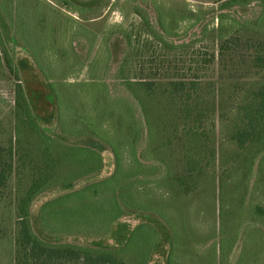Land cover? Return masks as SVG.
Masks as SVG:
<instances>
[{"label":"trees","instance_id":"16d2710c","mask_svg":"<svg viewBox=\"0 0 264 264\" xmlns=\"http://www.w3.org/2000/svg\"><path fill=\"white\" fill-rule=\"evenodd\" d=\"M71 1L86 9L102 2ZM214 3L216 7L209 10L208 21L203 11L200 15L194 13L183 17L186 20L195 17L189 28L197 31L190 41H175L174 24L178 21L172 11L165 12L160 0H128V8L139 18L134 24L135 33L128 28V33L118 37L109 51L112 59L120 64L119 84L128 90L133 101L128 102L133 131L139 136V121L134 114L136 105L147 128V138L152 139L158 131L153 129L154 124L161 123L164 140L160 147L164 149L176 144L179 148L180 157L170 163L178 171L168 168L164 176L177 198L197 193L213 181L211 178L215 174L211 176L210 171L218 151L225 154L227 164L231 163L225 170L229 173L237 170V163L243 158L242 165L251 164L254 157L264 153V0H215ZM29 18L28 9L22 10L13 0H0V59L17 75L13 63L15 50L10 53V48L13 43H20L42 73L44 85L54 101L52 115L42 118L35 113L24 88L17 86L18 123L7 157H38V161L33 162L34 176L18 197L17 263L129 264L126 260L128 252L135 250L139 256L138 264H149L152 255L168 244L167 264H176L178 229L166 215L160 214L156 218L147 214L143 205L128 204L127 190L120 189L118 194L115 191L109 206H61L64 202L82 198L89 191L96 196L102 193L103 182L74 189L85 176L100 173L103 168L101 153L106 150V145L97 139L94 121L78 115L72 98L62 91L42 64L38 49L25 40L23 31H30ZM214 21H218V25L211 27L210 23ZM227 22L234 23L236 28L232 30L234 25L228 27ZM229 31H232L231 35H228ZM186 54L191 56V76L178 68L185 62ZM236 54L240 55L243 65V74L239 78L209 77L217 64L226 67L230 63L228 58ZM154 63L156 67L152 68ZM127 68L128 77L124 75ZM91 85H98L107 92V104L116 100L110 97L116 83L112 88L105 82ZM95 101L98 105L101 103L99 99ZM100 107L96 110L108 113L107 107ZM51 125L54 126L53 133L48 135L44 126ZM25 130L30 131L32 139L26 142L28 147L23 148ZM11 162L12 158L3 167L5 171H11ZM21 166L24 167L20 164L19 171ZM0 179L6 182L7 176L0 175ZM56 188L70 192L42 205L33 223L43 228L34 229L33 201ZM128 216L142 220L125 236L128 225L120 221ZM121 231L122 236H118L121 243L107 245L103 242L105 237ZM72 235H82L86 241L93 238V245H82L76 237L73 242L63 241L64 236Z\"/></svg>","mask_w":264,"mask_h":264},{"label":"rangeland","instance_id":"374dc122","mask_svg":"<svg viewBox=\"0 0 264 264\" xmlns=\"http://www.w3.org/2000/svg\"><path fill=\"white\" fill-rule=\"evenodd\" d=\"M13 1L22 10L25 8L29 11L30 31H23L25 40L38 49L42 64L53 75V80L60 84L62 91L72 98L78 115L94 121L97 139L106 145V150L101 153L103 168L100 173L85 176L74 189H85L91 184L103 182L102 193L96 196L89 191L82 198L64 202L61 206H109L115 191L118 194L120 189H125L128 191V204L139 203L147 214L156 218L160 214L163 217L166 215L178 229L176 264H264V153L254 157L251 164L242 165L243 158L237 163V170L229 173L225 170L231 163L227 164L225 154L218 151L210 171L211 176L215 174L211 178L213 181L197 193L177 198L164 176L168 168L178 171L176 166L170 164L180 157L178 146L160 147L164 140L161 123L154 124L153 129L158 131L152 139H148L147 128L136 105L134 114L139 121V136L133 131L131 108H128V102L133 101L128 90L119 84L120 64L109 53L115 40L128 33V28L135 33L134 24L139 22V18L128 8V0H102L99 5L87 9L71 0ZM160 1L165 12L172 11L178 21L174 24L177 33L173 38L175 41H190L197 31L189 28L195 17L192 20L183 17L194 13L200 15V11H203L208 21L211 17L209 10L216 7L215 0ZM150 15L154 19L152 11ZM227 23L228 27L234 25L232 30L237 26L232 22ZM210 25L216 27L218 21ZM231 33L229 31L228 35ZM11 46L10 53L15 50L13 63L17 75L0 59V175L7 176L6 182L0 179V264H18V197L23 194L26 184L31 182L35 173L33 162L38 161V157H7L18 123L17 86L24 88L37 115L49 118L54 111L53 98L44 85L39 68L20 43ZM190 58L186 54L185 62L178 65L187 76L193 74L189 70L192 64ZM85 61L88 62L85 64ZM228 61L230 63L226 67L217 64L209 77L221 75L239 78L243 74L240 55L236 54ZM151 67L155 68L156 63ZM124 75L128 77V68ZM101 82L111 88L116 83L110 94L112 99H116L112 103L107 104V92L103 88L91 85ZM95 99L101 103L98 105ZM99 107H107L108 113L96 110ZM44 128L48 135L53 133V125ZM31 139L30 131L25 130L23 148L28 147L26 142ZM11 158L12 169L7 172L3 167ZM20 164L24 167L21 166L19 171L17 168ZM63 172L65 174L66 169ZM221 185H224L223 188ZM69 192L56 188L39 195L31 205L32 219L36 218L45 202ZM141 220L134 216L123 217L120 223L128 225L125 236ZM33 225L34 229L43 228L39 224ZM119 235L122 236V231L105 237L103 242L107 245L121 243ZM75 237L82 245H93V238L86 241L82 235L64 236L63 241L73 242ZM169 249L168 244L164 245L152 255L149 264H167ZM126 260L129 264H138V252L130 250Z\"/></svg>","mask_w":264,"mask_h":264}]
</instances>
